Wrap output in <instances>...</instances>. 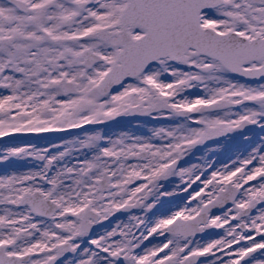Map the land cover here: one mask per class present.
I'll return each instance as SVG.
<instances>
[{"label":"snow or ice","instance_id":"obj_1","mask_svg":"<svg viewBox=\"0 0 264 264\" xmlns=\"http://www.w3.org/2000/svg\"><path fill=\"white\" fill-rule=\"evenodd\" d=\"M0 166V264H264V0H0Z\"/></svg>","mask_w":264,"mask_h":264},{"label":"flooded vegetation","instance_id":"obj_2","mask_svg":"<svg viewBox=\"0 0 264 264\" xmlns=\"http://www.w3.org/2000/svg\"><path fill=\"white\" fill-rule=\"evenodd\" d=\"M167 123L169 122L163 119L157 120V119H150L147 116H136V117H120L117 120L109 122L106 125H101V126H96V127H98L99 129H102L107 135L111 137H117L121 133H124V132L148 135L149 130L152 127L159 126L162 124H167ZM89 127L91 128L92 126H89ZM80 131L82 130H75L70 133L49 134V136L53 142H59L62 136L71 137ZM252 131L258 134V130L255 129L254 126L252 128ZM32 142H35L40 146H44L47 143V141L35 140V139ZM215 143L220 144L218 149H216V153H213L212 151V149L216 148V146L213 145V142H209V144L197 149L195 155L189 158L190 162L197 163L199 162V159H203L205 157L215 155V154L217 155V158L225 159L228 155H231L232 152L235 150L236 145L239 143V137L237 136L232 141H228L224 143H221L218 141ZM35 163H36L35 161H18L16 162L14 166L19 168L20 170H26L27 168L31 167ZM3 170H4V167L0 166V174L3 173ZM12 170H15V169H12ZM176 202H178V198H175V197L167 198L165 201V207L174 206ZM121 218L126 219V217H123V216H121Z\"/></svg>","mask_w":264,"mask_h":264}]
</instances>
